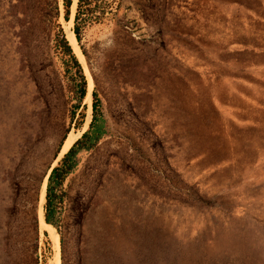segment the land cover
Masks as SVG:
<instances>
[{
    "label": "rangeland",
    "instance_id": "obj_1",
    "mask_svg": "<svg viewBox=\"0 0 264 264\" xmlns=\"http://www.w3.org/2000/svg\"><path fill=\"white\" fill-rule=\"evenodd\" d=\"M76 4L0 0V264H55L88 93L59 264H264V0H87L73 46Z\"/></svg>",
    "mask_w": 264,
    "mask_h": 264
},
{
    "label": "trees",
    "instance_id": "obj_2",
    "mask_svg": "<svg viewBox=\"0 0 264 264\" xmlns=\"http://www.w3.org/2000/svg\"><path fill=\"white\" fill-rule=\"evenodd\" d=\"M71 0H62V5L64 7L65 13L68 10V6L70 5ZM87 2V0H77V6H76V13L73 18L74 27L72 28V32L75 36V39L79 40V31L77 27V20H78V11L81 7V5ZM66 18V17H65ZM57 45L60 51L63 55L67 56V62L74 65L73 74L75 77V85L77 86L78 90V102L81 103V99L84 100L87 92H85V80L84 76L81 72L80 65L76 61L71 48L69 44L67 43V40L65 39L64 35L61 34L60 38L57 40ZM87 91V90H86ZM92 96L94 98V93H92ZM94 100V99H93ZM83 102V101H82ZM83 105V109H84ZM84 113H80V117H83ZM100 127H97V124L95 123V105L94 101L91 103V120L88 124V129L81 133L80 137L77 138L70 147L66 150V152L62 155L60 160L57 162V165L53 166L50 169L49 175L47 177V183L45 187V205H44V220L47 224H52V221L50 219V215L52 213L51 209V192L52 189L55 186H60L62 183V180L64 179L65 175L71 170V168L74 166L73 157L75 153L79 149H87L89 148L101 135ZM58 148L54 152L53 158H55L56 154L58 153ZM48 225V226H49Z\"/></svg>",
    "mask_w": 264,
    "mask_h": 264
},
{
    "label": "bare ground",
    "instance_id": "obj_3",
    "mask_svg": "<svg viewBox=\"0 0 264 264\" xmlns=\"http://www.w3.org/2000/svg\"><path fill=\"white\" fill-rule=\"evenodd\" d=\"M67 37L68 39L71 41V43L73 44V46H76V39H75V36L73 34V32L68 29L67 30ZM91 88V87H90ZM85 105L87 106L86 110H85V124L84 126L87 125V123L89 122L90 120V112H91V95L88 93V95L86 96V99H85ZM80 135V133H77V134H74V133H69L62 145V148H61V151H60V154H59V157L70 147V145L73 143V141ZM45 183L43 184L42 186V191L40 192L41 193V196H40V199H39V202H38V207H37V217L39 219V222H40V225L45 228V230L47 229L50 233V238H51V241L53 243V247H54V250L56 252L55 254V258H54V261H55V264H59V260H58V253H59V243H58V237L57 235L54 233V230L48 226L45 221H44V217H43V212H42V206H43V202H44V194H45ZM40 226V227H41Z\"/></svg>",
    "mask_w": 264,
    "mask_h": 264
}]
</instances>
